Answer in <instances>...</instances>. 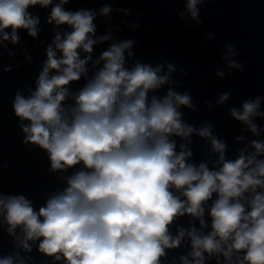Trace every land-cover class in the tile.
<instances>
[{"label": "clouds", "instance_id": "1", "mask_svg": "<svg viewBox=\"0 0 264 264\" xmlns=\"http://www.w3.org/2000/svg\"><path fill=\"white\" fill-rule=\"evenodd\" d=\"M50 3L0 0V31L11 28L14 42L20 28L35 36L38 21L27 9ZM196 3H188L193 16ZM108 11L103 9L105 14ZM93 18L88 11L65 12L59 5L52 9L49 22L55 20L73 29L56 43L63 58L56 59L49 47L36 92L28 99L17 95L14 104L16 115L31 122L23 129L28 133L27 141L48 151L53 170L82 162L90 171L77 172L65 192L48 200L38 213L24 197L0 199L9 232L22 225L25 249H29L27 240L42 237L40 251L61 253L67 264H159L164 248L179 244V237L171 239L167 234L174 217L185 212L201 216L202 203L215 192L218 198L210 213L212 233L203 238L190 233L192 255L200 258L195 264H202V253L197 249L219 251L221 242L229 239V252L246 249L244 260L248 264H264V194L254 196L247 213L243 204L233 202L249 187H264V180L258 178L264 177V162H257L248 171L245 169L253 164L254 157L247 163L244 156L225 162L218 172L209 171L203 164L198 170L186 165L185 156L190 153L176 154L168 136H187L192 131L182 126L176 110L177 105H190L189 97L169 91L162 100L153 97L149 103V90L164 84L167 77L157 75L158 67L141 64L126 70L123 53L131 41L102 53L101 59L106 61L103 69L75 97L71 115L65 112V86L79 80L85 71L86 60L79 59L77 49L90 53L95 43L88 38L94 33ZM56 41H60L59 36ZM50 69H62V74L49 78ZM258 107V100L245 103L242 114L233 110L232 115L248 123ZM251 127L255 132V126ZM200 134L207 136L209 132L205 129ZM212 143L223 153L222 143L215 139ZM253 146L257 153L264 151L260 143L253 142ZM170 187L182 189L187 201L175 197ZM0 264L13 261L5 258Z\"/></svg>", "mask_w": 264, "mask_h": 264}]
</instances>
